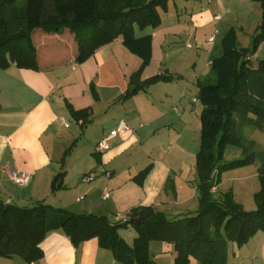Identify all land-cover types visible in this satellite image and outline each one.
<instances>
[{
  "label": "crops",
  "instance_id": "obj_1",
  "mask_svg": "<svg viewBox=\"0 0 264 264\" xmlns=\"http://www.w3.org/2000/svg\"><path fill=\"white\" fill-rule=\"evenodd\" d=\"M256 4L252 0H171L166 11L160 10V27L147 28L144 34H152L153 42L152 62L143 70L142 80L157 74L177 79L154 84L124 101L119 99L143 62L121 39L78 63L73 33L36 30L32 39L39 70L0 68V198L21 207L43 201L75 213L111 215L112 222L141 206H153L170 218L194 212L203 106H197L199 99L190 94L198 96V81L209 75L212 60L222 54L220 34L235 28L238 39L241 34L252 42L261 25ZM216 16L221 19L215 21ZM215 29L219 34L210 44ZM136 36L143 35L136 31ZM92 84L98 101L90 91ZM69 106L75 111L90 109L91 122L84 126L82 120L74 121ZM61 117L69 121V128L59 125ZM121 120L129 131L115 139L108 151L98 153V143ZM74 143L62 167L64 154ZM150 165L151 172L139 184L136 176ZM62 171L65 187L72 174L90 184L77 192L73 202L62 195L67 188L52 193L53 178ZM10 172L29 173L31 183L16 186ZM89 176L92 179L87 181ZM170 178L174 190L166 187ZM41 248L43 258L32 264H120L98 239L75 247L60 230L49 233ZM170 254L174 264V246ZM0 264L29 263L0 258Z\"/></svg>",
  "mask_w": 264,
  "mask_h": 264
},
{
  "label": "trees",
  "instance_id": "obj_2",
  "mask_svg": "<svg viewBox=\"0 0 264 264\" xmlns=\"http://www.w3.org/2000/svg\"><path fill=\"white\" fill-rule=\"evenodd\" d=\"M171 0H0V68L12 65L20 69L39 70L37 49L32 35L36 30L75 35L79 53L77 62L90 58L99 48L121 39L122 44L141 58L142 68L130 78L124 101L158 83L177 79L157 74L142 80L143 70L152 62V34L136 36L137 29L156 30L161 25L160 10L166 11ZM260 2L264 14V0ZM263 25V23H262ZM262 25L249 47L240 46L237 31L231 28L223 36L222 54L211 62L210 73L198 81V99L203 106L200 116L201 140L196 155L198 208L195 214L170 218L153 206L131 209L128 221L112 222L107 216L75 213L43 201L21 207L0 198V258H20L32 264L43 258L41 243L56 230L62 231L75 247L98 239L120 264H156L151 258L152 241L172 244L177 253L174 264H228L229 243L245 246L258 232H264V151L242 132L247 126L264 131V58L252 59L264 43ZM90 91L99 100L95 85ZM72 119L91 122V110L75 111L68 107ZM74 143L64 154L62 167ZM238 148L242 157L225 160L227 149ZM260 189L255 194L257 209L246 211L235 201L232 191L216 197L221 176L255 165ZM152 165L135 180L142 184ZM65 172L52 181V193L65 189ZM166 187L174 190L170 178ZM141 219L137 228L131 222ZM133 227L138 236L129 244L121 231Z\"/></svg>",
  "mask_w": 264,
  "mask_h": 264
},
{
  "label": "rangeland",
  "instance_id": "obj_3",
  "mask_svg": "<svg viewBox=\"0 0 264 264\" xmlns=\"http://www.w3.org/2000/svg\"><path fill=\"white\" fill-rule=\"evenodd\" d=\"M205 2H207V0H205ZM190 3L195 4L196 2L191 1ZM256 3H257L256 7L258 8V11H260V22L262 25L263 16H264L262 6L260 2H256ZM146 30L149 29H145L143 31L137 29V35L138 36L144 35L146 33ZM223 36H224L223 33L218 36V43L222 42ZM239 40H240L239 41L240 46L242 47L251 46L252 44V42L247 43L245 37L241 34H239ZM263 58H264V46L260 49L259 53L256 55V57L253 60L254 62H258V60H261ZM190 96L191 98H196V99L198 98L195 92H192ZM197 106L199 107L202 106L200 101L197 102ZM242 134L249 141H254L256 143L257 152L264 151V131L258 130L251 126H247L243 129ZM242 156L243 155L241 150H239L238 148L230 147L227 149L225 160L231 161L234 159L241 158ZM258 167H259V161L253 166L224 173L221 176L220 185L216 189V197H220L224 193L232 191L235 201L241 204L244 210L255 211L257 209L255 194L260 189V181L257 172ZM66 182H67V187H66L67 189H65L62 192L63 193L62 195L69 198L72 202L76 199V195L78 194L77 192H83V190H86L90 186V184L85 185L81 183L77 178V176L73 174L69 177V179ZM79 185L80 186L83 185V187H79ZM196 203L198 208V192H197ZM74 210H78V209L75 208ZM196 210L191 214H195ZM109 218H112V216L109 215ZM121 235L124 239L127 240L129 244H133L135 238L138 236V233L137 230L131 226L128 229L121 231ZM172 248H173L172 244L161 241H152L149 245V252L151 258L154 260L156 264H172L170 259L171 257L170 250ZM191 264H198V262L195 259H192ZM228 264H264V232L262 231L258 232L242 248H238L237 245L234 243H229Z\"/></svg>",
  "mask_w": 264,
  "mask_h": 264
},
{
  "label": "built area",
  "instance_id": "obj_4",
  "mask_svg": "<svg viewBox=\"0 0 264 264\" xmlns=\"http://www.w3.org/2000/svg\"><path fill=\"white\" fill-rule=\"evenodd\" d=\"M221 19L220 16L215 17V21H219ZM219 34V30L215 29L214 33L209 37V43L214 44L216 42V38ZM195 101V100H194ZM58 123L61 127L69 128L70 123L64 117L59 118ZM129 126L124 120H121L117 126L111 130L97 145V152L104 153L111 148L112 142L115 139L122 138L128 131ZM10 178L16 186L25 187L31 183L32 177L27 172H10ZM92 176L87 177V181L91 180ZM105 198L108 197V194H105ZM123 222L128 221L127 216H121L120 219Z\"/></svg>",
  "mask_w": 264,
  "mask_h": 264
},
{
  "label": "water",
  "instance_id": "obj_5",
  "mask_svg": "<svg viewBox=\"0 0 264 264\" xmlns=\"http://www.w3.org/2000/svg\"><path fill=\"white\" fill-rule=\"evenodd\" d=\"M263 29H264V16H263V25H262ZM142 220L141 219H138V220H133L131 223L133 225H135L137 228L140 227V224H141Z\"/></svg>",
  "mask_w": 264,
  "mask_h": 264
}]
</instances>
